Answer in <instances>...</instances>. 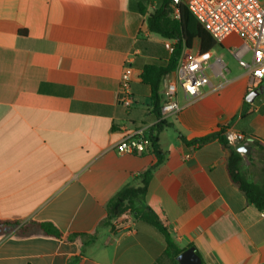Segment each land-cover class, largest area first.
I'll return each mask as SVG.
<instances>
[{
	"label": "crops",
	"instance_id": "crops-1",
	"mask_svg": "<svg viewBox=\"0 0 264 264\" xmlns=\"http://www.w3.org/2000/svg\"><path fill=\"white\" fill-rule=\"evenodd\" d=\"M138 2L0 0V264H173L152 225L130 213L104 224L109 201L156 163L151 149L116 151L135 130L158 136L165 154L146 203L175 244L194 248L202 264H264V216L232 183L226 150L217 140L191 148L180 138L223 125L252 136L244 174L246 160L264 152V85L247 94L249 75L235 55L243 40L233 35L204 54L209 84L198 96L178 87L175 72L163 81V105L175 89L181 111L158 131L141 77L147 64H166L174 42L149 31ZM200 53L198 39L185 51ZM126 65L129 108L118 103Z\"/></svg>",
	"mask_w": 264,
	"mask_h": 264
},
{
	"label": "trees",
	"instance_id": "trees-1",
	"mask_svg": "<svg viewBox=\"0 0 264 264\" xmlns=\"http://www.w3.org/2000/svg\"><path fill=\"white\" fill-rule=\"evenodd\" d=\"M152 0H139L135 10L142 15H147L148 29L151 33L160 36L167 41H173L171 54L165 65L147 64L143 68L142 81L151 90V105L153 114L159 119L156 129L160 131L165 125L162 119V107L164 96L161 94L163 81L177 70L179 60L185 50L192 49L196 39L201 42V54L213 49L217 43L206 32L199 22L188 10L184 1L174 4L173 0H160V6L153 12H148ZM175 9L178 15L175 16ZM248 97V96H247ZM247 101V99H246ZM248 101L245 102L243 114L248 111ZM229 129L223 125L214 133L201 138L188 141L180 136L183 143L191 148H199L210 142L218 141L227 152V169L232 183L246 197L247 201L254 204L260 211L264 212V188L251 183L243 172V156L238 152L239 146L233 147L228 144L225 134ZM150 142V149L156 157V163L149 167L144 173L136 177L133 182L124 186L108 203L106 226H111L112 220L130 213L134 218L152 225L158 229L166 239L167 255L170 256L173 264H179L177 257L185 251L179 248L173 241L168 229L160 221L156 213L148 207L146 195L154 172L164 163L165 154L160 148L159 138L155 135L146 134ZM254 146L257 142L254 140ZM251 161V160H250ZM138 181V183H136ZM17 225V223H9ZM34 229L42 231L46 235L59 236L58 231L49 224H34Z\"/></svg>",
	"mask_w": 264,
	"mask_h": 264
},
{
	"label": "built area",
	"instance_id": "built-area-1",
	"mask_svg": "<svg viewBox=\"0 0 264 264\" xmlns=\"http://www.w3.org/2000/svg\"><path fill=\"white\" fill-rule=\"evenodd\" d=\"M182 1L217 44L223 43L233 35L243 40L242 52H236L235 55L240 66L245 68L249 75L247 94L258 92L260 86L264 85V0H173V3L178 4ZM174 15H178V9H175ZM185 51L175 71L178 76L177 85L187 96L196 97L209 84L206 74L209 63L204 54L186 56ZM248 53L251 54L249 62L244 60V55ZM132 73L131 66L126 65L120 76L118 88V103L127 108L135 102L131 89ZM180 111L181 107L174 89L167 95L162 107V119L176 115ZM225 138L233 147L254 143L252 136L234 129H228ZM148 149L150 142L143 130L126 134L116 145L119 154H143ZM113 224L117 225L116 222Z\"/></svg>",
	"mask_w": 264,
	"mask_h": 264
},
{
	"label": "rangeland",
	"instance_id": "rangeland-1",
	"mask_svg": "<svg viewBox=\"0 0 264 264\" xmlns=\"http://www.w3.org/2000/svg\"><path fill=\"white\" fill-rule=\"evenodd\" d=\"M246 163L249 164L245 172L247 179L260 188H264V152H255L251 161L246 160ZM127 215L130 217L129 213Z\"/></svg>",
	"mask_w": 264,
	"mask_h": 264
},
{
	"label": "water",
	"instance_id": "water-1",
	"mask_svg": "<svg viewBox=\"0 0 264 264\" xmlns=\"http://www.w3.org/2000/svg\"><path fill=\"white\" fill-rule=\"evenodd\" d=\"M255 93V92H254ZM247 101H251V97H247ZM252 147L248 145H243L238 148V152L249 156L251 154ZM245 162V159H243V163ZM177 262L179 264H202V261L198 254L196 253V250L194 248H190L184 252H182L177 257Z\"/></svg>",
	"mask_w": 264,
	"mask_h": 264
}]
</instances>
